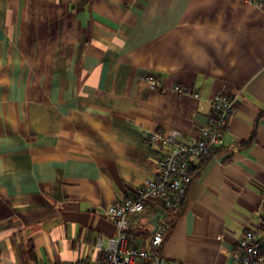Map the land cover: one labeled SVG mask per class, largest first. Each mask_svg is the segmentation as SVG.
I'll return each mask as SVG.
<instances>
[{"label": "crops", "instance_id": "1", "mask_svg": "<svg viewBox=\"0 0 264 264\" xmlns=\"http://www.w3.org/2000/svg\"><path fill=\"white\" fill-rule=\"evenodd\" d=\"M221 92L235 112L179 208L150 198L132 219L144 247L161 213L162 252L179 264H234L248 228L264 250V9L0 0V264L95 263L116 235L105 208L158 171L148 132L197 134Z\"/></svg>", "mask_w": 264, "mask_h": 264}, {"label": "built area", "instance_id": "2", "mask_svg": "<svg viewBox=\"0 0 264 264\" xmlns=\"http://www.w3.org/2000/svg\"><path fill=\"white\" fill-rule=\"evenodd\" d=\"M248 1L264 9L263 0ZM147 78L152 85L155 84L152 77ZM178 91L182 92L181 89ZM234 112V97L221 92L213 97L211 112L207 115L206 122L198 128L197 134L192 135L189 131L175 126L148 132L150 143H159L164 147L158 171L153 177L144 178L133 196L117 199L105 208L104 215L114 223L116 235L107 239L104 248L103 238L98 239L97 245L102 248V255L93 264H179L177 259L167 257L162 252V245L170 227L168 221L158 224L155 231L148 236L146 245L142 247L132 243L129 236L132 219L146 210L150 198H162L167 209L179 208L192 180L194 160L209 155L223 143L224 132ZM262 204L264 205V193ZM259 224L260 228L264 227V217ZM234 264H264V251L258 230H244L237 244Z\"/></svg>", "mask_w": 264, "mask_h": 264}, {"label": "water", "instance_id": "3", "mask_svg": "<svg viewBox=\"0 0 264 264\" xmlns=\"http://www.w3.org/2000/svg\"><path fill=\"white\" fill-rule=\"evenodd\" d=\"M161 216V213H157L155 216H154V218H153V220H152V222H153V224H154V229H153V231H155V229L157 228V226H158V221H159V217Z\"/></svg>", "mask_w": 264, "mask_h": 264}, {"label": "trees", "instance_id": "4", "mask_svg": "<svg viewBox=\"0 0 264 264\" xmlns=\"http://www.w3.org/2000/svg\"><path fill=\"white\" fill-rule=\"evenodd\" d=\"M211 154V153H210ZM192 175H193V168H192V171H191ZM264 251V250H263Z\"/></svg>", "mask_w": 264, "mask_h": 264}]
</instances>
